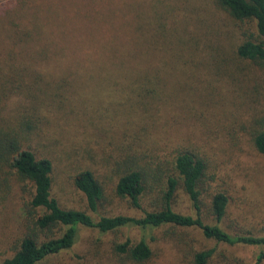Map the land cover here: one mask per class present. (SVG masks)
Returning a JSON list of instances; mask_svg holds the SVG:
<instances>
[{
	"label": "rangeland",
	"instance_id": "rangeland-1",
	"mask_svg": "<svg viewBox=\"0 0 264 264\" xmlns=\"http://www.w3.org/2000/svg\"><path fill=\"white\" fill-rule=\"evenodd\" d=\"M166 4L167 0L141 3L151 26L168 25L162 33L154 34L157 27L147 32L150 44L156 42L160 48V53L152 52L151 71L132 75L109 71L113 70L110 60L90 63L82 55L75 64L69 57L50 59L46 66L51 73L41 72L39 84L43 89L47 81L56 83L46 92L36 91L37 105L27 92L6 97V125L21 130L19 122L27 118L29 126L18 134L22 147L51 160V195L65 209L87 211L94 220L118 214L142 216L160 204L175 154L190 150L206 164L197 186L204 221L216 223L211 199L221 191L228 204L219 225L230 233L264 235V154L253 143L254 132L264 126V66L236 53L246 31H255L254 23L234 19L213 0H176L174 17L156 19L167 12ZM186 30L197 38L196 54ZM58 64L68 68L54 70ZM98 65L108 72L96 71ZM132 165L145 173L140 208L115 190L118 178ZM83 169H90L103 189L95 211L88 209L85 196L74 185V175ZM24 196L14 184L0 199V252L5 254L25 229ZM172 208L196 214L182 187ZM128 237L144 238L153 248L151 259L142 264H193L192 253L210 247H216L225 260L214 255L209 264H228L232 258L249 264L259 251L216 243L196 228L125 227L101 234L80 226L71 249L41 264H115L110 246Z\"/></svg>",
	"mask_w": 264,
	"mask_h": 264
},
{
	"label": "trees",
	"instance_id": "trees-1",
	"mask_svg": "<svg viewBox=\"0 0 264 264\" xmlns=\"http://www.w3.org/2000/svg\"><path fill=\"white\" fill-rule=\"evenodd\" d=\"M133 1L0 0V199L7 197L14 184H19L25 194L22 198L25 229L11 243L9 254L0 252V264H41L71 249L77 241L80 226L96 229L101 234L125 227L196 228L205 238L216 243L259 248L249 264H264V235L230 233L219 225L228 204L224 192L218 191L212 195L211 215L216 223H207L202 218L197 186L205 175L206 164L198 154L190 150L175 154L171 162L172 173L166 175L161 189V202L154 209L145 211L139 217L118 214L100 216L94 220L87 211L61 207L51 195V160L38 158L31 150L23 148L18 136L29 126L27 118L22 117L19 122L18 128L21 130H15L14 124L13 128L6 125L3 105L6 97H22L27 92L26 97L36 100L37 105L36 91L46 92L50 84L56 83L54 80L47 81L43 89L39 84L43 80L41 72L51 73L52 68L46 66L50 59L69 57L67 60H70V64H75L82 55L90 63L110 60L113 70L109 71L131 75L132 72L151 71L149 61L152 52L158 54L160 48L156 42L150 44V34L147 32L157 27L154 34L162 33L168 25L160 23L151 26L148 10L141 5L148 0L137 1L135 7ZM175 1L167 0V12L156 19L171 17ZM213 1L234 19L254 23L255 31H246L247 36L237 46L236 53L241 58L264 66V0ZM188 31L185 33L189 47L196 54L197 38ZM66 68V65L58 64L54 70L61 72ZM96 71L108 72L99 65ZM134 85L138 84L132 83ZM253 143L255 149L264 154V126L254 132ZM144 174L138 165H132L118 178L115 187L116 193L128 198L136 208L141 207L140 199L145 192ZM74 185L85 196L88 209L95 211L103 189L93 172L90 169L78 171L74 175ZM179 187L188 194L196 210L194 216L172 208ZM110 255L115 264H142L151 259L153 248L144 238L134 241L128 237L122 242H113ZM214 255L220 256V261L225 260L224 254L219 253L216 247H210L194 251L192 262L209 264ZM238 260L232 258L227 261L228 264H238Z\"/></svg>",
	"mask_w": 264,
	"mask_h": 264
}]
</instances>
